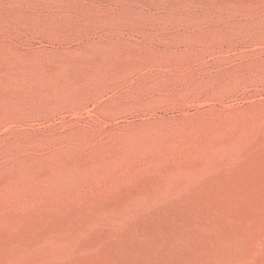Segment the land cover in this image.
Returning a JSON list of instances; mask_svg holds the SVG:
<instances>
[{
    "label": "rangeland",
    "instance_id": "obj_1",
    "mask_svg": "<svg viewBox=\"0 0 264 264\" xmlns=\"http://www.w3.org/2000/svg\"><path fill=\"white\" fill-rule=\"evenodd\" d=\"M0 264H264V0H0Z\"/></svg>",
    "mask_w": 264,
    "mask_h": 264
}]
</instances>
